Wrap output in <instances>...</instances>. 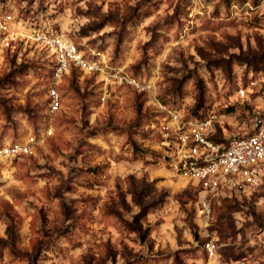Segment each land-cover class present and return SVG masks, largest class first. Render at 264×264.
<instances>
[{
  "label": "rangeland",
  "instance_id": "374dc122",
  "mask_svg": "<svg viewBox=\"0 0 264 264\" xmlns=\"http://www.w3.org/2000/svg\"><path fill=\"white\" fill-rule=\"evenodd\" d=\"M2 5L9 27L64 33L139 85L74 71L50 115L49 71L21 68L0 32V148L36 138L0 163V264H264V179L218 191L207 219L179 164L185 120L211 119L200 130L227 141L264 119V0Z\"/></svg>",
  "mask_w": 264,
  "mask_h": 264
},
{
  "label": "built area",
  "instance_id": "2783aa9c",
  "mask_svg": "<svg viewBox=\"0 0 264 264\" xmlns=\"http://www.w3.org/2000/svg\"><path fill=\"white\" fill-rule=\"evenodd\" d=\"M3 11V21L0 20V32L3 45L20 59L37 62L49 71V114H56L62 106L60 84L65 76L71 73L72 68L86 74L103 72L107 78L118 80L122 83L139 85L124 71H106L105 56L101 52L92 50V57L64 33L49 28L37 27L26 20L24 29L9 27L13 21L11 10L6 5L0 7ZM28 25V26H27ZM244 96V88L240 89ZM106 96H103V100ZM190 124L194 129L193 135H182V155L180 168L191 178L198 182L201 188L199 204L207 219L211 212V199L221 189H238L246 191L256 188L264 179V119H258L253 132L243 136L234 137L227 141L215 142L200 129H212V120L208 118L187 119L184 125ZM49 134L52 131L48 130ZM192 138V139H191ZM192 140L189 142V140ZM36 142L34 135L30 136L27 143H15L0 148V163L9 157L22 155L29 151L30 145ZM206 252L215 257L218 254L216 241L207 236L203 242Z\"/></svg>",
  "mask_w": 264,
  "mask_h": 264
},
{
  "label": "trees",
  "instance_id": "16d2710c",
  "mask_svg": "<svg viewBox=\"0 0 264 264\" xmlns=\"http://www.w3.org/2000/svg\"><path fill=\"white\" fill-rule=\"evenodd\" d=\"M76 42V41H75ZM81 48H83L82 46H81ZM17 55V53H15V56ZM22 62H25V63H21V68H26L27 66H31V64H28V63H32V62H30V61H22ZM74 71H78L76 68H72V70H71V73L72 72H74ZM200 101H201V99H200ZM200 101H199V103L196 105V108L197 109H199L200 107H201V104H200ZM200 117H202V116H200ZM212 140H214L215 142H220L219 140H216V139H213V138H211ZM142 154L141 155H139L138 154V152L136 151L135 152V158H142Z\"/></svg>",
  "mask_w": 264,
  "mask_h": 264
}]
</instances>
